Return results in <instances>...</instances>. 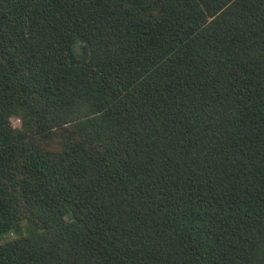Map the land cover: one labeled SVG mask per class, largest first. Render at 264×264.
Instances as JSON below:
<instances>
[{
  "label": "trees",
  "instance_id": "obj_1",
  "mask_svg": "<svg viewBox=\"0 0 264 264\" xmlns=\"http://www.w3.org/2000/svg\"><path fill=\"white\" fill-rule=\"evenodd\" d=\"M0 264H264V0H0Z\"/></svg>",
  "mask_w": 264,
  "mask_h": 264
},
{
  "label": "rangeland",
  "instance_id": "obj_2",
  "mask_svg": "<svg viewBox=\"0 0 264 264\" xmlns=\"http://www.w3.org/2000/svg\"><path fill=\"white\" fill-rule=\"evenodd\" d=\"M11 124L13 127H17L18 126V121L16 119H11Z\"/></svg>",
  "mask_w": 264,
  "mask_h": 264
}]
</instances>
